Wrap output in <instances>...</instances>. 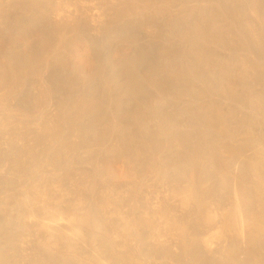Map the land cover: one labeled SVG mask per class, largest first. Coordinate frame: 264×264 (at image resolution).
I'll use <instances>...</instances> for the list:
<instances>
[{"label":"bare ground","instance_id":"bare-ground-1","mask_svg":"<svg viewBox=\"0 0 264 264\" xmlns=\"http://www.w3.org/2000/svg\"><path fill=\"white\" fill-rule=\"evenodd\" d=\"M137 1L125 0L117 17L132 13L129 5ZM149 1L157 8H185L170 20L162 53L147 59L148 72L137 70L141 59L137 54L125 58L114 72L120 83L116 95L87 93L61 106L60 119H80L99 113L102 102L116 101L106 122L89 126L84 144L89 168L75 182L71 197L60 190L53 197L51 187L63 182L61 174L51 180L36 179L26 191L19 188L29 176L56 169L78 147L60 140L57 117L36 119L32 143L23 142L11 161L0 156V183L13 187L0 203V264L138 262L142 256L132 236L134 220L121 215L114 201L121 186H132L144 177L149 178L146 191L162 200L157 212L164 210V217L181 223L170 240L179 237L183 264H255L264 247V94H256L260 117H239L235 102L241 87L253 95L255 83L264 85V62H260L264 0ZM7 16L0 12V23L7 24ZM165 29H157L156 37ZM27 30L33 35V26L27 25ZM49 36L50 32L37 36L28 50L11 54L7 63L0 61L1 87L19 82L24 71L45 66L44 57L53 48ZM241 50L248 54H238ZM49 85L42 86L47 97L54 87ZM128 100L134 106L122 118ZM171 102L179 103V109L170 111ZM33 111L38 112L36 105ZM21 115L17 120L28 118ZM8 119L0 117V154L12 152L17 141L3 136V130L16 122L13 118L8 124ZM23 127L14 130V137L22 138L31 130ZM113 134L115 142L106 150L105 139ZM47 141L53 142L50 148H37ZM87 175L92 178L90 198L82 193Z\"/></svg>","mask_w":264,"mask_h":264},{"label":"rangeland","instance_id":"rangeland-1","mask_svg":"<svg viewBox=\"0 0 264 264\" xmlns=\"http://www.w3.org/2000/svg\"><path fill=\"white\" fill-rule=\"evenodd\" d=\"M12 1L17 2L14 5ZM16 1H0V8H3L0 12L5 17L9 12L7 16L8 23H0V61L7 63V58L11 54L25 52L34 39L45 32L51 33L49 37L53 39V48L48 53L49 55L44 57L46 64L40 71L30 72L29 69L28 72H23L19 82L13 81L10 82L11 85L9 86H0L1 96L3 94V97H0V99H3V104L0 106V113H2L0 117L9 118L8 120L12 122L7 120L8 124H12L14 120L16 121L14 123H17L16 125L13 123V127L7 126L12 127L11 129L6 127L8 130H3V136L13 137L17 141L14 142L13 149H10L12 152L3 151L0 156L3 160L11 161L14 152L23 146V142L32 143L33 140L31 139L34 138L36 133V127L34 126L37 123L36 119L39 117L45 118V116L52 119L57 117L61 124L60 140L70 141L77 144L78 147L71 149V154L56 169L51 172L29 176L19 188L26 191L31 186L30 183L36 179L51 180L52 178L55 179L57 174H61V177H64L63 182L55 183L51 187L54 190L53 197L57 198L60 190L65 193L67 198H70L76 189L75 182L81 177V173L86 172L89 168V165L84 161L87 152L84 144L90 134L89 126L92 123L95 126L97 122L100 127L106 122L111 117V111L115 107L116 101H113V98L111 102L104 101L97 109L99 113L93 111L80 119L73 118V116L68 119H60L59 113L62 104L64 101L69 103L73 100L76 101L77 98L79 99L87 93L98 95L100 93L109 94L110 92V94L116 95L120 83L119 78L115 77V73L120 69L121 62L125 58L135 57L137 54L141 57L137 70L139 69L140 71H138L143 74L148 72L147 59L154 58L162 53L164 41L162 37L167 35V26L171 23L170 20L179 17L178 14L184 10L185 5L157 8L151 5L149 0H140L141 2L137 1L139 3L129 5L132 10L134 8L132 13L117 17V13L120 9L122 10L125 0ZM11 14L14 18L12 20ZM262 21H260L259 27L262 25ZM27 25L33 26V35H28ZM159 28H166L167 31L161 37H156L155 32ZM241 51L238 54H242L243 50ZM245 53L247 52L245 51L242 56ZM255 54L253 53L252 56L254 55L253 57L258 59L257 54ZM262 56L261 63L264 62V55ZM43 85L54 86L49 97L42 94ZM10 86L13 89L11 93L9 91L11 88L8 89ZM146 89L149 90V86H146ZM254 89L253 95H247V87H241L239 97H237L238 102H235L238 105L236 112L239 117H260L262 115V112L256 107V104H258L256 103V94L259 92L264 94V85L255 83ZM9 93L10 97L8 96ZM143 94L146 95V93ZM6 95L5 100L4 96ZM126 102L127 104L120 112L122 118L126 117L134 106L133 100ZM35 105L38 110L37 113L33 111ZM171 109L170 111L178 110L179 103L171 102ZM149 111H145L148 117L151 115ZM21 114H25L28 118L24 121H22L23 119L17 120V116L23 118ZM23 126L31 128L29 133L22 138L14 137V130L24 128ZM257 132L261 136L262 131L257 129ZM0 135L2 136V134ZM113 135L111 138L105 139L106 150L115 142L116 136ZM238 138L242 139V136ZM52 143L47 141L46 144H41L37 148H50ZM251 150L250 146L246 147V151L251 152ZM85 177L88 178L89 176ZM91 179L89 177L87 184L82 188L85 198H90L93 194L89 187ZM148 179V177L141 178L138 183H134L132 186L123 185L119 189L120 195H114V204L117 202L120 205V214L129 215L134 220V234L132 236L134 237V243L137 244L136 248L142 256L138 262L125 259V264H183L186 258L182 253V244L179 237H176L174 241L170 240V234L176 231L178 224L181 225V223L171 220L173 224H170V219L164 217L166 216L164 210L157 212L162 200L157 197V193L150 194L146 191L145 185H147ZM12 188L11 185L0 183V203L5 196L13 193ZM118 200H121V203ZM111 204L112 201L110 206ZM146 218L149 219V223L148 221H142L143 219L147 220ZM175 223L178 224L175 225ZM258 255L255 264H264V247Z\"/></svg>","mask_w":264,"mask_h":264}]
</instances>
